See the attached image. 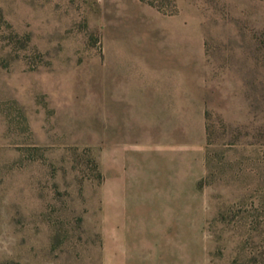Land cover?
Wrapping results in <instances>:
<instances>
[{
  "label": "rangeland",
  "instance_id": "rangeland-1",
  "mask_svg": "<svg viewBox=\"0 0 264 264\" xmlns=\"http://www.w3.org/2000/svg\"><path fill=\"white\" fill-rule=\"evenodd\" d=\"M0 264H264V0H0Z\"/></svg>",
  "mask_w": 264,
  "mask_h": 264
}]
</instances>
